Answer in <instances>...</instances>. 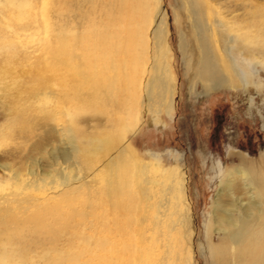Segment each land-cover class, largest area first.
Segmentation results:
<instances>
[{"label": "bare ground", "instance_id": "obj_1", "mask_svg": "<svg viewBox=\"0 0 264 264\" xmlns=\"http://www.w3.org/2000/svg\"><path fill=\"white\" fill-rule=\"evenodd\" d=\"M33 1L7 0L17 5L16 20H21L18 29H11V37L24 41L30 38L39 44L41 30ZM59 1L54 7L59 20L55 21L58 47L52 52L64 57V61L57 58L58 66L65 65L59 69L68 67L76 73L56 78L62 85L52 96L56 108H67L74 98L77 87L69 83H77L74 78L79 72L88 85L87 90L79 88L86 101L101 104L109 100L115 105L116 110L112 106L113 110L102 112L112 124L117 125L120 113H124L125 125L133 128L143 104L172 111L177 84L171 72L162 0H67L64 10ZM177 1V49L190 94L199 81L204 93L225 89L245 97L258 95L260 109H264V13L258 2L235 0L234 5L244 11L239 17L233 10L229 15L224 13L214 0ZM6 6L0 0L2 16ZM79 25L84 27L78 29L80 32ZM79 40L86 44L81 43L86 57L81 71L73 63L79 55L73 52ZM33 48L30 60L38 51ZM48 93H41L43 99L50 98ZM260 116L264 123V116ZM60 121L39 126L42 133L35 147L41 150L49 143H60L51 148V158L62 160L66 167L54 169L53 174L52 170L41 172L34 180L44 183L49 178L50 184L60 188L47 197L24 196L11 202L2 201L5 196L0 198V226L20 237L22 244L16 254H4L0 264H264V148L257 156L231 149L226 164L215 162V190L208 213L202 216L204 237L198 238L194 226L190 228L188 223L193 219V209L187 204V177L182 165L163 167L156 153H150L149 161L138 162L120 148L108 167H82L79 152L89 150L86 130L73 127L70 119ZM98 125L92 130L96 131ZM4 168L9 178L17 177L13 169ZM82 175L94 178L84 182ZM91 183H100L107 197L101 200L107 207L102 206L101 214H96L100 223L95 216L98 203L90 191H85ZM120 218L127 220L122 222ZM8 220L15 221L13 228L6 227ZM112 222L115 228H111ZM31 230L35 238L22 243Z\"/></svg>", "mask_w": 264, "mask_h": 264}, {"label": "rangeland", "instance_id": "obj_2", "mask_svg": "<svg viewBox=\"0 0 264 264\" xmlns=\"http://www.w3.org/2000/svg\"><path fill=\"white\" fill-rule=\"evenodd\" d=\"M57 1L59 0L33 1V5L37 8L38 26L41 30L39 39H42L37 44V41L32 42L30 38L24 41L23 39H17L15 35L11 37L13 35L11 29H18L19 22H21L18 17L16 20L17 5L9 4L7 0H1V4L5 3L7 6L4 11L5 15L0 14V45L4 46L3 48L7 47V49L0 46V198L5 196L2 201L11 202L22 199L24 196L47 197L60 188L59 185L50 184L49 178L44 183L34 182L35 177L38 178L42 174L41 172L52 170L53 174L54 169L58 170L66 167L62 160L51 158V148L54 145V147L60 146V143H57V145L56 142L53 145L49 143L42 148V151V149L39 150L35 147V142L42 133L39 126L43 122L53 121L59 123L62 122L60 121L61 118L66 121L70 119L72 120L71 125H74L73 127L78 126L77 128L83 129L84 132L86 130V145L89 150L79 152L82 167L94 165L92 166L94 170L103 168V166L108 167V163L115 159L120 148L126 149L133 159L138 162L149 161L150 153H156L160 155L163 167L176 164L182 165L181 168L185 171L187 177L186 200L187 204L189 203L193 209V219L190 218L189 227L194 226L195 237L197 233L198 238H203L202 216L208 213L209 203L215 190V172L213 170L215 162L220 161L226 164L228 152L231 149L241 150L249 155L257 156L261 148H264V123L260 116L261 114L264 116V109H260V97L254 94L245 97L240 92L225 89L211 90L204 93L199 81L196 82L194 92L190 94L188 83L183 75L181 54L177 49L178 31L174 23V9L178 1L162 0L166 8V37L171 49V72L175 76H173V79L177 84L172 111L167 112L164 107H160L158 110L150 109L143 104L140 106L136 124L133 128H128L125 125L124 113H120L121 116L118 117L121 120L117 118V125L112 124L104 118L102 112L110 111L112 106L115 109V105H112L111 102L110 105L109 100L101 101V104L86 101L87 98L82 95V91L80 93L79 88L87 90L88 85L86 86L85 81H83L84 78L78 71L74 78L77 83L69 84L71 86L76 85V90L79 92H73L74 98H72L74 100L71 99L67 108H56V100L52 96H55L56 90L62 86L57 84L58 77L64 78V74L71 72V75L74 76L76 73L75 69L70 70L67 69L68 67L63 70L59 69L65 65L58 66L57 58L64 61V57L59 54L56 57L52 52L58 47L55 38L57 35L55 21L59 20L58 16H54L57 15V13H54L56 11L55 3L58 5ZM255 1L258 2L261 11L264 13V0ZM59 2V6L62 4L63 10L67 8V0H60ZM214 2L224 13H228L227 15L231 10L239 17L244 14L240 6L234 5L235 0H214ZM13 5H16V9L12 8ZM28 9L31 12L33 11L30 6H28ZM10 12L15 15L13 16V13ZM53 18L55 19L53 20ZM79 27L77 31H82L84 28L80 25ZM41 32H43L42 35ZM21 41L24 43L21 44ZM81 43L84 46L86 45L79 40L76 44L78 47L73 48V52L80 55L73 61L80 67V71L86 59L83 52L84 46ZM27 46L32 49H34V46L35 49L38 48V51L35 52L36 58L29 59L28 55L32 54L33 50L26 48ZM96 53L98 54L99 51H96ZM55 62L57 65L54 64ZM97 64L101 65L99 60ZM97 64L96 68L99 69ZM61 73L63 75L60 76ZM80 76L79 82L78 78ZM54 85H58V88ZM249 87L253 89L252 85H249ZM252 91L255 92V90ZM35 92L52 93H48L50 98L43 99L41 93L36 94ZM78 93H80L79 96ZM107 105L111 107L107 109ZM64 109L66 110L64 111ZM98 123L96 131L92 130V127ZM110 128L111 130H109ZM90 130H92L91 133ZM94 140L95 142H93ZM91 144H95V148H90ZM106 159L108 160L106 161ZM4 167L13 169L17 177L15 179L9 178V174H7ZM94 176L97 175L94 174ZM91 178L94 177L82 175L84 182H89ZM91 185L90 189L85 191H90L89 193L92 194L90 195L93 196L95 204L98 203L95 208V216L96 221L100 223L97 215L101 214L102 206H104L103 208L107 207L101 200H105L107 197L103 193L100 183L98 185L91 183ZM48 189L50 190L47 191ZM17 191H21V194ZM12 193L13 195H11ZM78 207L83 208V205ZM97 208L98 210H96ZM110 215L112 221H114V211L111 210ZM120 220L126 222L127 219L120 218ZM191 220H193L192 223ZM13 222L15 221L8 220L5 224L6 227L13 228L16 224ZM112 224L113 222L111 228H115L116 224ZM0 228V258L4 254L6 257L7 255L16 254L17 249L22 245L18 239L20 237L5 232L6 230L4 231L2 226ZM31 232L25 234L22 243L27 242L28 238H35V231L31 230ZM198 256L200 258V254Z\"/></svg>", "mask_w": 264, "mask_h": 264}]
</instances>
